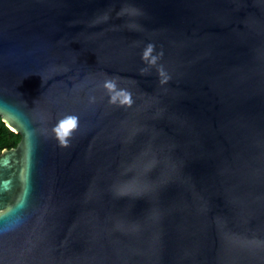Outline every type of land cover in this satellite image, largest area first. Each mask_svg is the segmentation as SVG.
<instances>
[{
	"label": "water",
	"instance_id": "1",
	"mask_svg": "<svg viewBox=\"0 0 264 264\" xmlns=\"http://www.w3.org/2000/svg\"><path fill=\"white\" fill-rule=\"evenodd\" d=\"M0 264H264V0H0Z\"/></svg>",
	"mask_w": 264,
	"mask_h": 264
},
{
	"label": "trees",
	"instance_id": "2",
	"mask_svg": "<svg viewBox=\"0 0 264 264\" xmlns=\"http://www.w3.org/2000/svg\"><path fill=\"white\" fill-rule=\"evenodd\" d=\"M19 140L20 135L11 131L0 118V152L15 147Z\"/></svg>",
	"mask_w": 264,
	"mask_h": 264
}]
</instances>
